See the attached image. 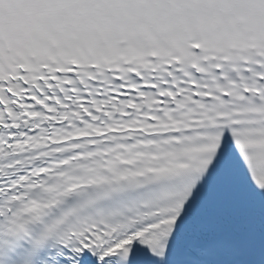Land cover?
Wrapping results in <instances>:
<instances>
[{
    "label": "snow or ice",
    "instance_id": "1",
    "mask_svg": "<svg viewBox=\"0 0 264 264\" xmlns=\"http://www.w3.org/2000/svg\"><path fill=\"white\" fill-rule=\"evenodd\" d=\"M0 264H264V0H0Z\"/></svg>",
    "mask_w": 264,
    "mask_h": 264
}]
</instances>
